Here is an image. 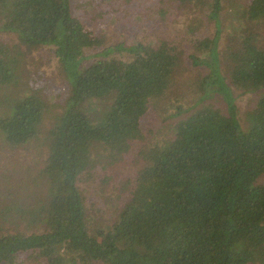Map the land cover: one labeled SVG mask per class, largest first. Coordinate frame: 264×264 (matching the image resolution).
I'll return each instance as SVG.
<instances>
[{"label": "trees", "instance_id": "trees-1", "mask_svg": "<svg viewBox=\"0 0 264 264\" xmlns=\"http://www.w3.org/2000/svg\"><path fill=\"white\" fill-rule=\"evenodd\" d=\"M161 8L152 10L173 12ZM74 12L72 0H0V32L16 39L0 41V154L44 132L48 148L42 168L19 176V198L0 171V264H264V46L256 27L264 0L236 12L223 51L221 0L205 15L213 35L199 34V16L175 33L188 49L177 37L106 45ZM44 47L66 76L62 102L36 89L8 92L27 72L28 57ZM185 60L200 72L192 92L202 106L170 126L162 142L138 149L142 164L117 194L126 201L116 204L109 225L91 231L78 182L94 148L101 145L102 167L115 166L144 140L150 105L165 102L183 113L165 100ZM234 88L260 93L243 119ZM96 100L107 104L98 122L84 109ZM9 170L17 173L16 166Z\"/></svg>", "mask_w": 264, "mask_h": 264}, {"label": "rangeland", "instance_id": "rangeland-1", "mask_svg": "<svg viewBox=\"0 0 264 264\" xmlns=\"http://www.w3.org/2000/svg\"><path fill=\"white\" fill-rule=\"evenodd\" d=\"M211 1L207 0L206 5H204L199 0H187L186 3L181 4L182 7H179V2L178 7H176L175 4H161V1L158 0H72L78 14L74 13L81 17L87 26L94 27L96 33L106 39V45L122 42L123 46H130L137 39L150 42L153 40L160 41L166 37L170 39L177 37L178 40H175L180 41L182 43L180 45L186 49L190 46L188 41L178 37L175 33L183 31V27L191 17L199 16L203 20L199 34L211 36L215 33L214 23L207 21L208 18L205 17L206 12L210 9ZM249 1L221 0V13L225 23V29L219 40L221 51L230 41L229 33L232 32L231 36L235 34L232 26L237 22L235 19L236 12L247 6ZM162 6L172 8L173 12L167 13V15H161L162 11H160V15L153 12V10L162 9ZM241 24L243 23L241 22ZM256 27L260 31L259 44L264 46V19H261L260 23H256ZM0 41L13 45L16 39L13 34L0 32ZM88 52L97 53V50ZM117 56L125 58L127 53H120ZM28 58L27 72L25 75L22 74L20 82L16 86H11L8 92L17 91L19 96H25L31 94L32 89H36L46 98L62 102L66 97L68 83L66 76L60 71L59 62L53 49L50 47L41 48ZM99 58L101 56L98 55L97 59ZM94 59L96 58L91 59V61ZM87 62L90 63L89 60ZM185 64L186 60L182 64V72L176 74L175 82L168 91L165 101L180 104L183 106L181 108L186 111L184 110L183 113L179 114L180 107L171 104L166 105L165 102L163 105L158 103L157 107L150 105L142 118V128L145 132L144 140L134 143L133 151L115 166L102 167L100 162L101 145L94 148L93 161L82 173L78 182L84 195L91 231L101 230V227L109 225L116 217V204L119 202L121 205L126 201L125 194L119 197L117 194L121 193V186L126 178L135 174L142 164L135 155L138 149L145 144L162 142L166 138L170 126L186 118L191 112L202 106V102H196L192 92L195 87L193 82L200 77V72L197 68L190 69ZM186 67L188 68L186 69ZM234 95L239 109V117L243 119L245 111L252 106L260 93H243L238 88H234ZM106 105L103 100H96L95 103L88 102L85 104L84 109L92 116L93 120L98 122L107 108ZM0 107H2V103ZM51 121L50 118L46 120V128L51 124ZM45 135L46 132L41 133L27 147L12 148L7 144L2 147L3 150L1 149L0 171L5 176L3 186L6 189L12 188L18 195L17 198L24 192V184L20 181L19 176L22 175L24 178L27 176L26 168L34 173L43 166L48 150ZM15 166L17 173L9 170ZM106 176H111V179L107 181L108 183L103 184V179ZM262 181L264 182V178ZM29 264L41 263L31 261Z\"/></svg>", "mask_w": 264, "mask_h": 264}]
</instances>
